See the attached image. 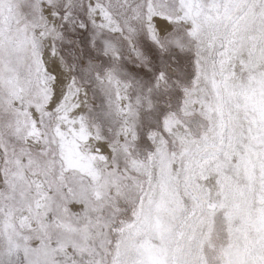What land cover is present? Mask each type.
I'll use <instances>...</instances> for the list:
<instances>
[{"label": "snow or ice", "instance_id": "snow-or-ice-1", "mask_svg": "<svg viewBox=\"0 0 264 264\" xmlns=\"http://www.w3.org/2000/svg\"><path fill=\"white\" fill-rule=\"evenodd\" d=\"M0 264H264V0H0Z\"/></svg>", "mask_w": 264, "mask_h": 264}]
</instances>
